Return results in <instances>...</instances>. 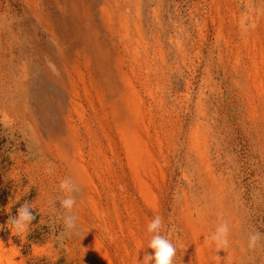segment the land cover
<instances>
[{
  "label": "rangeland",
  "instance_id": "rangeland-1",
  "mask_svg": "<svg viewBox=\"0 0 264 264\" xmlns=\"http://www.w3.org/2000/svg\"><path fill=\"white\" fill-rule=\"evenodd\" d=\"M0 182V264H264V0H0Z\"/></svg>",
  "mask_w": 264,
  "mask_h": 264
},
{
  "label": "clouds",
  "instance_id": "clouds-1",
  "mask_svg": "<svg viewBox=\"0 0 264 264\" xmlns=\"http://www.w3.org/2000/svg\"><path fill=\"white\" fill-rule=\"evenodd\" d=\"M59 187L65 193V198L61 200V205L68 213L64 216V222L67 233H70L77 228L76 217L71 212L75 203V200L71 196L74 184L71 179L66 178L60 181ZM32 219L33 215L29 211V207L25 205H21L16 210L15 217H8L17 234L26 232ZM160 228L161 219L159 216H154L147 224V231L152 233L147 248L152 249V252L151 254L145 253L143 255L144 264H149V261H151V264H172V257L176 249L168 239L159 234ZM228 231V225L226 223H220L206 239L215 246V249H224L228 245ZM260 236L261 234L254 230L250 232L247 235V248L254 249L257 246Z\"/></svg>",
  "mask_w": 264,
  "mask_h": 264
},
{
  "label": "trees",
  "instance_id": "trees-1",
  "mask_svg": "<svg viewBox=\"0 0 264 264\" xmlns=\"http://www.w3.org/2000/svg\"><path fill=\"white\" fill-rule=\"evenodd\" d=\"M6 193V187H3L0 182V195H5ZM2 202V199H0ZM253 216L254 225L258 228H260V234L262 238H264V201H260L258 204H254L251 212ZM256 228V229H257Z\"/></svg>",
  "mask_w": 264,
  "mask_h": 264
}]
</instances>
